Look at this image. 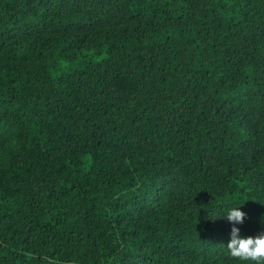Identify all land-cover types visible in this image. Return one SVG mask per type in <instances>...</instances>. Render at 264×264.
<instances>
[{
    "label": "trees",
    "instance_id": "16d2710c",
    "mask_svg": "<svg viewBox=\"0 0 264 264\" xmlns=\"http://www.w3.org/2000/svg\"><path fill=\"white\" fill-rule=\"evenodd\" d=\"M128 148L247 150L264 175V0H0V264H242L264 183L142 181Z\"/></svg>",
    "mask_w": 264,
    "mask_h": 264
},
{
    "label": "rangeland",
    "instance_id": "374dc122",
    "mask_svg": "<svg viewBox=\"0 0 264 264\" xmlns=\"http://www.w3.org/2000/svg\"><path fill=\"white\" fill-rule=\"evenodd\" d=\"M106 8L118 11L116 7L107 6ZM214 106L215 103H212ZM227 106L220 108V113L225 118L228 117ZM126 156L132 167L139 174L142 181L155 170L166 171L175 169L185 177L197 184L209 196H224L238 189L242 182L261 185L264 183V175L259 170L257 160H251L249 151L246 156H214L206 154L177 153L170 158H162L160 152L147 149H125ZM234 208V207H233ZM226 206L213 208L210 215H203L208 221L218 225H233L226 220L230 209ZM245 214L243 223L247 221V213L238 208ZM242 223V224H243ZM240 225V224H235Z\"/></svg>",
    "mask_w": 264,
    "mask_h": 264
},
{
    "label": "clouds",
    "instance_id": "9594fccd",
    "mask_svg": "<svg viewBox=\"0 0 264 264\" xmlns=\"http://www.w3.org/2000/svg\"><path fill=\"white\" fill-rule=\"evenodd\" d=\"M244 219L245 214L238 208L230 209L226 216L233 225L242 224ZM226 249L231 258L242 264H264V232L255 237H240L239 229L232 227Z\"/></svg>",
    "mask_w": 264,
    "mask_h": 264
}]
</instances>
